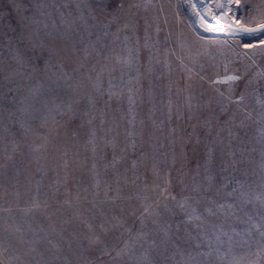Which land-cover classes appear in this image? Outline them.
<instances>
[{
  "label": "rangeland",
  "instance_id": "1",
  "mask_svg": "<svg viewBox=\"0 0 264 264\" xmlns=\"http://www.w3.org/2000/svg\"><path fill=\"white\" fill-rule=\"evenodd\" d=\"M103 3L0 0V264H264V52L236 34L264 0H121L69 24ZM221 126L209 180L196 140ZM165 203L162 255L145 217Z\"/></svg>",
  "mask_w": 264,
  "mask_h": 264
},
{
  "label": "snow or ice",
  "instance_id": "2",
  "mask_svg": "<svg viewBox=\"0 0 264 264\" xmlns=\"http://www.w3.org/2000/svg\"><path fill=\"white\" fill-rule=\"evenodd\" d=\"M122 9L121 0H108V3H103L96 5L93 8V13H84L82 16L79 17L78 20L75 21H69V24L77 23V24H94L99 22V18L101 16L105 15V10H107L108 15L118 14L120 10ZM115 18V17H114ZM239 23V21H237ZM219 30V29H215ZM236 34L241 36H249L256 38L255 43L248 42L245 43L243 46L246 49H256L260 52H264V23L259 24L255 28H237ZM247 54V53H246ZM229 79H239L238 76L236 77H229ZM239 99L242 101L243 96L239 97ZM262 108H264V102H261ZM211 125L212 122L205 120L204 122V129L205 131L203 135L205 137L212 136L211 131ZM223 126H221V130L216 132L215 138L211 141L212 144L215 145L214 148H210L208 144L205 142V139H197L196 140V149L197 151L200 150V148H203L202 153V160L203 164L201 165L202 168H204L207 178L209 180L213 179V173L219 169L220 171L224 170L225 166V159L224 157L227 155V150L229 149V145H226L224 143V140L226 138H230L232 136L231 129H227V137H224L222 135L223 132ZM175 134V130H173V135ZM191 139V137L189 138ZM183 142V141H182ZM231 141H229L230 143ZM133 150H135L136 145H132ZM125 151H127V148H125ZM234 154V153H233ZM167 161L165 160V163ZM153 163H155V160L153 159ZM132 167H135V165H132ZM216 175L218 176L219 173L217 172ZM118 191V189H117ZM193 196L199 195V188L193 187L192 190ZM174 199V198H173ZM38 207V205H36ZM177 205H169L167 203L158 205L156 209L152 211H148L145 219H150L151 222V228L145 229L146 234L152 237V244L159 250H161V254L163 255L167 249L173 244H179L180 243V235H173L170 233V229L167 227L168 224V217L173 215L175 212V208ZM179 207H183V204H178ZM103 207V205H101ZM93 212L96 211L95 206L92 207ZM107 210H105L106 212ZM107 223V220L104 221L99 227L103 230L105 227V224ZM115 225H113L114 227ZM91 243H95V241H90Z\"/></svg>",
  "mask_w": 264,
  "mask_h": 264
},
{
  "label": "trees",
  "instance_id": "3",
  "mask_svg": "<svg viewBox=\"0 0 264 264\" xmlns=\"http://www.w3.org/2000/svg\"><path fill=\"white\" fill-rule=\"evenodd\" d=\"M76 99H72L71 102L74 103Z\"/></svg>",
  "mask_w": 264,
  "mask_h": 264
},
{
  "label": "bare ground",
  "instance_id": "4",
  "mask_svg": "<svg viewBox=\"0 0 264 264\" xmlns=\"http://www.w3.org/2000/svg\"><path fill=\"white\" fill-rule=\"evenodd\" d=\"M2 35V34H1ZM4 36V35H3ZM4 44V43H3ZM1 86H2V84H1Z\"/></svg>",
  "mask_w": 264,
  "mask_h": 264
}]
</instances>
